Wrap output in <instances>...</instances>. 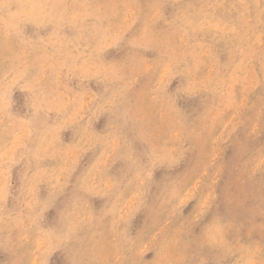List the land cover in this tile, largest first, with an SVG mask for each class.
<instances>
[{"label":"rangeland","instance_id":"374dc122","mask_svg":"<svg viewBox=\"0 0 264 264\" xmlns=\"http://www.w3.org/2000/svg\"><path fill=\"white\" fill-rule=\"evenodd\" d=\"M0 264H264V0H0Z\"/></svg>","mask_w":264,"mask_h":264}]
</instances>
